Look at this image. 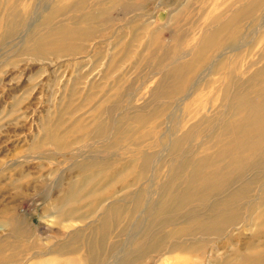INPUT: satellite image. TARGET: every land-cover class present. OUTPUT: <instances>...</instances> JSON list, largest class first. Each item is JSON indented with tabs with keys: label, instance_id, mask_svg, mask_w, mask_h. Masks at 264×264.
Returning <instances> with one entry per match:
<instances>
[{
	"label": "rangeland",
	"instance_id": "obj_1",
	"mask_svg": "<svg viewBox=\"0 0 264 264\" xmlns=\"http://www.w3.org/2000/svg\"><path fill=\"white\" fill-rule=\"evenodd\" d=\"M255 1L0 0V234L10 222L45 252L65 243L82 255L101 236L106 207L120 201L132 211L139 195L131 224H139L136 233L148 230L179 181L172 182L181 161L215 150L235 94L264 68V0L257 8ZM223 23L224 43L206 47ZM58 30L72 35L63 47H47ZM178 66H187V86L175 93ZM139 115L145 121L132 123ZM102 123L109 127L103 134ZM145 155L151 162L141 176ZM102 159L96 170L123 176L104 189L99 205L88 199L71 206L76 215L62 214L70 187L91 172L86 163ZM259 188L254 200L262 203ZM243 212L237 229L207 237L192 261L212 264L214 249L225 256L262 244ZM31 253L23 264L51 256ZM158 256L146 252L134 264H161L168 255L156 262Z\"/></svg>",
	"mask_w": 264,
	"mask_h": 264
},
{
	"label": "bare ground",
	"instance_id": "obj_2",
	"mask_svg": "<svg viewBox=\"0 0 264 264\" xmlns=\"http://www.w3.org/2000/svg\"><path fill=\"white\" fill-rule=\"evenodd\" d=\"M259 2L255 1L257 5L253 7L257 8ZM97 14L90 16L95 18ZM84 21H90V17L85 16ZM219 28L208 36L204 43L206 47L216 41L224 43L219 36L226 24ZM71 35L70 30L55 31L51 33V43H47V47H63ZM186 70L187 66L173 69L176 80L171 89L174 92L186 90L187 79L183 78ZM244 86H240L230 105L231 116L222 123L215 150L197 159L188 157L181 161L179 173H182L177 175L179 179L176 176L172 182L179 181L167 189L165 198L154 210L155 217L148 230L136 233L139 224H131L133 215L141 207L142 195L138 196L132 211L125 203L116 201L106 207L102 234L88 242L84 254L81 255L79 249L67 250V244L59 243L47 251L50 257L30 264H134L143 253L151 251L159 254L156 262L168 255L161 264H201L192 259L195 258L193 254L203 253L207 248L203 240L206 241L207 237L219 238L223 230L231 227L237 229L244 210L249 224L256 227V238L264 240V201L254 200L257 187H261L259 189L264 195V68L254 73L245 91L242 90ZM256 87L262 90L257 91ZM146 117L136 116L132 123L141 124ZM208 122L212 124L210 120ZM98 127L102 134L109 129L105 123ZM50 138H58L57 133L51 131ZM57 141L62 143L61 139ZM181 142L174 144V154L180 151ZM150 162L151 157L145 155L139 175L146 174ZM101 163H105L103 159L86 163V172H91L83 176L81 183L70 187L62 214L76 215L77 207L71 206L88 199L99 205L104 198V189L108 190L113 182L120 179V175L123 176L121 172L118 175L110 173L107 167L96 170ZM258 211H262L261 214ZM256 220L259 221L256 223ZM8 225L9 231L0 234V264H23L30 259L27 258L30 251L32 258L47 253L43 251V243L27 236L19 226L10 222ZM125 236L130 240L122 242L121 238ZM217 249L212 250V264H264V241L262 244L249 242L225 256H220Z\"/></svg>",
	"mask_w": 264,
	"mask_h": 264
}]
</instances>
